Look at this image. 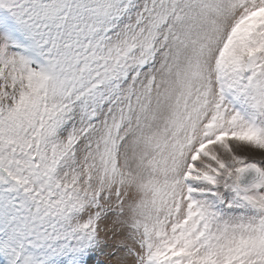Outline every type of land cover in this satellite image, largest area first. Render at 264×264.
I'll use <instances>...</instances> for the list:
<instances>
[{"label":"snow or ice","instance_id":"1","mask_svg":"<svg viewBox=\"0 0 264 264\" xmlns=\"http://www.w3.org/2000/svg\"><path fill=\"white\" fill-rule=\"evenodd\" d=\"M0 264H264V0H0Z\"/></svg>","mask_w":264,"mask_h":264}]
</instances>
